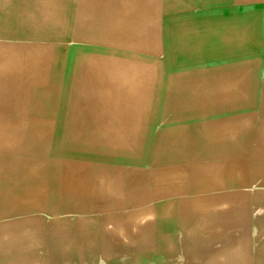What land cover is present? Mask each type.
I'll use <instances>...</instances> for the list:
<instances>
[{
  "label": "bare ground",
  "instance_id": "obj_1",
  "mask_svg": "<svg viewBox=\"0 0 264 264\" xmlns=\"http://www.w3.org/2000/svg\"><path fill=\"white\" fill-rule=\"evenodd\" d=\"M29 21L35 20L17 19L15 30L39 32L53 25L46 20L45 27H33ZM206 28L214 37L213 51L202 32L180 28L185 33L181 51L191 57L203 51L208 57L191 71L178 69L163 104L154 101L159 67L150 61L130 67L124 57L115 59L117 89L109 96L98 84L93 87V69L73 65L77 75L68 92L77 108L69 111L66 104L58 112L50 109L47 64L35 70V77L30 70L19 80L15 71L9 74L0 97L11 100L29 88L40 89L53 110L49 115L62 119L61 141L69 137L70 142L60 143L61 156L42 157L38 153L47 152L50 133L33 128L27 144L33 142L34 156L17 158L12 153L18 142L0 117V145L12 151H0V264H63L105 245L128 252L116 259L119 263L183 264L175 255L180 248L187 258H196L213 244L223 248L228 232L237 228L260 232L253 241L255 256L232 247L203 260L264 264V9L217 15ZM147 35L139 30V36ZM85 118L99 122H81ZM159 136L169 139L167 156L151 140ZM6 138L9 145L2 143ZM57 214L79 220H59Z\"/></svg>",
  "mask_w": 264,
  "mask_h": 264
},
{
  "label": "rangeland",
  "instance_id": "obj_2",
  "mask_svg": "<svg viewBox=\"0 0 264 264\" xmlns=\"http://www.w3.org/2000/svg\"><path fill=\"white\" fill-rule=\"evenodd\" d=\"M258 9H264V1L0 0V85L4 86L7 84V80L10 81L9 74H11L12 71H15L14 80H19L21 78L20 75L25 70H30L35 77V70L41 66L44 68V65L47 64L50 73L46 75L45 85L53 87L51 88L50 94L52 95L53 105L51 104L52 106L50 109L58 112L62 109L63 104H66L65 107H67L69 111L71 108H77V105L73 102L70 103L68 92V90H72L70 83L71 79L77 75L76 71L73 72V65L77 64V66L80 67L84 66L85 68L93 69L92 74H90V78L93 80V87L96 88L98 84L102 92L109 96V93L117 89L115 83L116 76L111 65L115 63V59L119 60L121 57H124L126 66H149L151 62L159 67V70L156 71L157 75H155V77L158 78V86L156 87L154 101L157 104H163L166 101L164 98L165 91L169 90L170 87L168 85H172L169 80L174 77L178 69L185 67L191 71V67L196 66L201 59L208 57V53L203 51L195 54L196 57H191L181 51L183 46L180 45V42L185 38V33L182 34L180 28H185L187 30L196 29L200 31V33L202 32L203 35L200 36L202 39L206 38L207 46L212 50V48H216V44H214V37L212 34L206 33V30H208L206 27H209L211 23L215 21L217 15L220 17L221 15L230 14L235 11L239 13L244 10ZM19 18H25L27 20L34 19L35 21H29L34 24L33 27H45L46 20H51L50 23L53 25L51 28L39 32H36V30L31 32L30 29L26 28H22V31L18 32L14 28V23H16V20ZM178 21L184 23L181 25ZM54 25L56 26L54 27ZM58 25L64 27L62 33L57 28ZM169 28H171V32ZM139 30H144L145 34L148 35L139 36ZM208 36H212V38ZM31 49H33V51ZM189 58H191L192 61ZM261 75H264V71L261 72ZM50 76L52 78H50ZM47 77L50 78L48 83H46ZM40 82L43 84V79H40ZM63 90L64 93L60 95ZM53 91L54 93H52ZM65 96L68 97V99H65ZM2 97L1 95L0 100L5 109L3 111L0 110V117L3 116L2 118L4 119L2 120L6 121V126L7 129L10 130V133H14L17 140L16 142H18V147H16V150L12 153L10 147L0 145L1 152L4 149L5 152L15 153L17 158L34 156V153L31 151L33 142L29 140L30 145L27 144L30 131H33V128H44V131H49L50 133V141L47 146L48 150L46 153L41 152L38 154L42 157L55 158L62 155V146L60 143L64 142L66 144L70 142L68 141L69 137H65L66 139L64 138L61 141L64 133L57 126L62 123V119L60 116L58 117V115L52 117L49 115L48 111L51 112L53 110H48L40 89L36 90L34 88H29L22 95H16V97L12 98L15 104H12V99L6 100ZM56 97L60 99L56 100ZM168 103L169 102H166V104ZM185 106L187 107L190 105H186L185 103ZM87 113H90L88 108H86V115ZM40 119H42V122ZM77 121H79V119ZM81 122H91L92 124L98 123L99 121L95 119L94 121H90V119L85 118L84 120L82 119ZM104 138L111 140L112 136L106 135ZM152 139H154V142L158 146V150L156 151H160L163 154L167 153L164 156H167L172 150V147L167 144L169 142L168 138L159 136L152 137L151 140ZM10 142L11 140L9 138L2 140L4 145H9ZM164 150L166 152H164ZM113 151L109 147V154H112ZM29 159L32 158H28V160ZM150 166L152 165L150 164ZM55 217L59 220L69 217H71L69 219L72 220H79L77 215L71 214H63L62 217L61 214H57ZM252 232L250 230H241L240 228L229 231L228 239L223 244V248L219 246L216 247L217 245L213 244L211 249H207L203 252L200 250L199 254L195 253L196 258L194 255L191 258H187L188 256L185 254V251L181 250L182 248H180V251L175 253V255L179 259H182L181 263L183 264H208L207 261L203 260V258H207V255L212 257L213 255H217L218 249L227 250L232 247H242L244 253L248 252L246 253L247 257L255 256L253 241L258 237L257 235H259L260 232H256L258 234L255 232L253 234ZM101 233L103 232L99 231L98 234ZM178 234L182 233L178 232ZM251 249L253 250L252 253L250 252ZM98 250L99 251H93L91 249L89 251L86 250L85 252L87 253L84 254L83 259L74 256L72 259L64 260L63 264H125L117 262L116 259L123 256L126 257V254H128L127 251L109 245L102 246L98 248ZM92 251L94 253H92ZM244 253L243 255H245ZM204 254H206V257ZM61 263V261H50L47 264ZM137 264L154 263L148 262L147 259H142V262Z\"/></svg>",
  "mask_w": 264,
  "mask_h": 264
}]
</instances>
